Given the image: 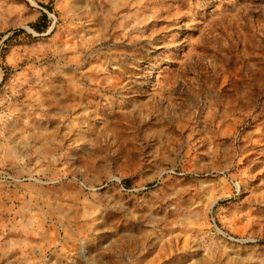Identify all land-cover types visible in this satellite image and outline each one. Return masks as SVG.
<instances>
[{"label": "rangeland", "instance_id": "1", "mask_svg": "<svg viewBox=\"0 0 264 264\" xmlns=\"http://www.w3.org/2000/svg\"><path fill=\"white\" fill-rule=\"evenodd\" d=\"M0 264H264V0H0Z\"/></svg>", "mask_w": 264, "mask_h": 264}, {"label": "trees", "instance_id": "2", "mask_svg": "<svg viewBox=\"0 0 264 264\" xmlns=\"http://www.w3.org/2000/svg\"><path fill=\"white\" fill-rule=\"evenodd\" d=\"M44 17H47L46 14H44Z\"/></svg>", "mask_w": 264, "mask_h": 264}]
</instances>
